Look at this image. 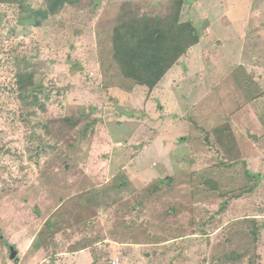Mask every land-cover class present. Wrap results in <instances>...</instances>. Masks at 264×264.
Returning <instances> with one entry per match:
<instances>
[{"label": "rangeland", "instance_id": "1", "mask_svg": "<svg viewBox=\"0 0 264 264\" xmlns=\"http://www.w3.org/2000/svg\"><path fill=\"white\" fill-rule=\"evenodd\" d=\"M46 3L0 0V264H264V0ZM177 13L173 82L123 76L114 28Z\"/></svg>", "mask_w": 264, "mask_h": 264}, {"label": "trees", "instance_id": "2", "mask_svg": "<svg viewBox=\"0 0 264 264\" xmlns=\"http://www.w3.org/2000/svg\"><path fill=\"white\" fill-rule=\"evenodd\" d=\"M46 1L44 15L48 17L57 14L66 3L73 4L77 0ZM178 20L179 13L169 18L134 17L122 21L114 28L113 57L123 76L147 87H153L162 78L185 50V43L180 45L170 34L172 24ZM193 36L190 33L189 38ZM16 83L19 96L24 102L45 109L38 95L41 88L38 82L26 72H19Z\"/></svg>", "mask_w": 264, "mask_h": 264}, {"label": "crops", "instance_id": "3", "mask_svg": "<svg viewBox=\"0 0 264 264\" xmlns=\"http://www.w3.org/2000/svg\"><path fill=\"white\" fill-rule=\"evenodd\" d=\"M189 39H191V40H196L195 37H190ZM189 39H188V40H189ZM181 40H182V39H181ZM178 43H180V45H182V44H183V41H179ZM179 58H180V57H179ZM177 59H178V58H177ZM175 62H176V61H175ZM175 62H174V63H175ZM168 70H169V69H168ZM168 70H167V71H168ZM166 73H167V72H165V73L163 74L162 78H161L159 81H161L164 77L167 76V75H165ZM167 77H168V79H169V80H167V83H172V82H173V79L170 81L171 78H169V76H167Z\"/></svg>", "mask_w": 264, "mask_h": 264}, {"label": "built area", "instance_id": "4", "mask_svg": "<svg viewBox=\"0 0 264 264\" xmlns=\"http://www.w3.org/2000/svg\"><path fill=\"white\" fill-rule=\"evenodd\" d=\"M110 264H119V258H112Z\"/></svg>", "mask_w": 264, "mask_h": 264}, {"label": "water", "instance_id": "5", "mask_svg": "<svg viewBox=\"0 0 264 264\" xmlns=\"http://www.w3.org/2000/svg\"><path fill=\"white\" fill-rule=\"evenodd\" d=\"M16 254H17V252L14 250V248H12V252L10 254V258L16 257Z\"/></svg>", "mask_w": 264, "mask_h": 264}]
</instances>
